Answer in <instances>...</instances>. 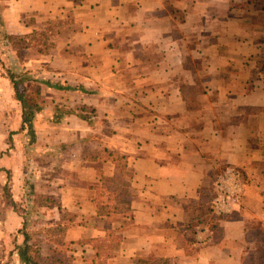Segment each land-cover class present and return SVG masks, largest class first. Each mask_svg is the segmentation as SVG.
Instances as JSON below:
<instances>
[{"label": "crops", "instance_id": "obj_1", "mask_svg": "<svg viewBox=\"0 0 264 264\" xmlns=\"http://www.w3.org/2000/svg\"><path fill=\"white\" fill-rule=\"evenodd\" d=\"M0 4L5 32L28 38L25 50L36 53L22 67L44 102L32 123L37 141L66 146L55 153L60 172L50 186L38 181L32 188L56 199L73 215L70 222L57 207L27 201L18 149L22 108L1 73L0 168L13 176L11 199L28 207L26 231L42 257L53 244L40 230L61 223L73 264H88L95 255L88 241L108 231L121 239L109 264H264V237L250 233L255 225L264 230V0ZM45 31L42 54L33 41ZM6 112H13L7 123ZM98 143L102 149L86 153L84 145ZM105 150L127 162L130 195L124 213L100 217V196L113 203L102 179L117 175ZM229 169L241 175V193L214 210V182ZM2 185L0 264H23V210L6 212ZM209 207L219 236L205 222Z\"/></svg>", "mask_w": 264, "mask_h": 264}, {"label": "trees", "instance_id": "obj_2", "mask_svg": "<svg viewBox=\"0 0 264 264\" xmlns=\"http://www.w3.org/2000/svg\"><path fill=\"white\" fill-rule=\"evenodd\" d=\"M3 6L0 4V20L3 21L2 18V11ZM4 23V21H3ZM43 36V39L46 38V33L40 34ZM1 38L4 41L3 46H10L14 48H20L25 47L28 48L29 45H32L31 41H27L28 38H19V37H12L8 35L6 32L1 34ZM38 38V37H37ZM35 38V39H37ZM43 43H40V41H36V43L33 44L36 46L41 47L40 52L43 54L45 53V45ZM9 79L13 84L14 92H15V100H17L21 107H22V132H26L28 135L32 136L35 135V129L33 127V121L36 117V113H40L41 107L38 104V100L40 97V89L35 88V90L29 89L25 84L26 76H17L13 72H9ZM85 118V116H84ZM10 139L12 137V134H9ZM35 140V137H34ZM34 140L31 143H34ZM27 147V145H26ZM47 148V147H46ZM49 153L47 154V158L51 159L52 164L48 167V169H45L46 171L42 173V175L39 176L38 180L40 183H43V186L49 187L51 182L57 177L59 169H58V159L55 153H58L60 155L61 151L66 150V146H59L54 148H47ZM106 153H109L108 150H105ZM109 156L115 157V161L117 162V175L113 178H103L102 184L103 189L106 190V192L109 194L108 198L110 201H113V203L110 202V205H106L102 202L101 196L100 201L96 202L98 215L101 217L104 216H111L110 214H122L124 213V209L126 206H128V202L125 201V197H129L130 193L128 192V188L130 186V182L128 181V177H130V173L127 170L128 165L127 162L124 161V157L121 154L115 153H109ZM98 157V156H96ZM0 171H4L7 175V179L9 181V171L5 169H1ZM37 180V181H38ZM32 187H35V184H29L28 187L25 188L27 191V201L30 200V197L32 196L33 202L36 201V199H40L39 202L46 208H52L57 207L60 210V213L62 217L66 221H72L73 215L69 213H65L61 211V208L53 197H39L38 195H34V189ZM2 195L4 196L5 201V210L6 212L12 210L14 212L21 213L23 210V216H24V225L22 229V235L24 236V243L17 247L18 253L20 258L23 261V264H73V256L71 255V243L66 241L65 238V228L66 225H62L59 223L57 227H48L45 229L40 230L41 234H45L49 240L50 243L53 244V249L51 250V254L49 257H42L40 255L39 249L36 247V245L31 244V237L27 233V229L29 227L28 223V207L23 208V205H18L14 202V200L11 199L9 187L7 183L3 184L2 187ZM205 196L207 198H205ZM204 200H210L209 193L204 194ZM38 203V201H37ZM37 208V207H35ZM127 213V212H126ZM207 213V221L212 227V229L216 232V236L220 235V229L218 227V217L211 215V209L210 207L206 211ZM0 215H2L0 213ZM45 216V215H42ZM203 222V221H202ZM264 237V234H263ZM89 244L92 246L95 255L93 258L89 260L88 264H109L110 261L114 258L116 252L120 248L121 245V239L115 234L114 231H108L107 235L103 238H96L88 241ZM264 243V240H263ZM258 253L261 257L264 258V244L258 247Z\"/></svg>", "mask_w": 264, "mask_h": 264}, {"label": "rangeland", "instance_id": "obj_3", "mask_svg": "<svg viewBox=\"0 0 264 264\" xmlns=\"http://www.w3.org/2000/svg\"><path fill=\"white\" fill-rule=\"evenodd\" d=\"M4 2V0H2V3ZM6 31V26L5 23H3L2 20H0V74L3 73L7 78H9V72H13L15 75L19 76H26V80H25V84L28 85L29 81H30V76L29 73L25 71V69H23L22 65L23 63L30 59L33 58L34 55L32 54H36L35 52H27L25 49V47H20V48H14L15 50H13V47L10 46H3L4 41L1 38V34L4 33ZM43 33H46L43 32ZM47 36V35H46ZM38 37V38H37ZM37 39H34V43H36V41H40V43H43V41H45V45H48V38L43 39V36L39 35L37 36ZM25 44L27 42H24ZM49 46V45H48ZM48 46H45L44 49L46 51V49L48 48ZM39 49H41V47H39ZM28 76V77H27ZM2 84V83H1ZM28 85L31 86L29 89H31L33 87L32 90H35V88H38L39 86L32 84ZM3 86V85H2ZM4 87V86H3ZM3 89V88H2ZM8 91V90H6ZM14 96H15V92H14ZM1 104L4 106V108L6 110H11L14 111L15 110V114H16V108L14 106V104H9L7 103V101H3L1 102ZM38 104L40 105L41 108L42 104H44V102L41 101V98L39 97L38 100ZM20 107L21 105L18 104ZM22 108V107H21ZM9 113V116L11 114V118L13 116V112H6L5 113V118L4 120L7 121L11 118H7V114ZM41 113V111H40ZM39 113H36V115ZM4 127H0V130H3ZM41 134V131H40ZM19 137H18V141H20V146L18 145V149L23 153V155L19 158L20 159V168H21V172L22 174L20 175V178L24 187H28L29 184H35L37 183L39 180V172L40 170H44V169H48V167L52 164L51 159H48L46 156L49 153L48 149L46 148L47 146L42 145L40 142L37 141L38 136H37V132L35 131V135L30 136L28 135L26 132H19ZM35 137V140H34ZM34 140V143H31ZM31 141V142H30ZM27 145V147H26ZM84 149H86V153L89 150H96V149H100L102 146V144L98 143L96 145H92L89 146L88 144L84 145ZM102 149V148H101ZM103 153V152H102ZM6 167L8 166V163H6L5 165ZM12 168V166H9ZM4 173H0V184L2 185L4 182L8 184V187H11L12 184H10L11 179H12V175H9V181L7 179V175ZM38 180V181H37ZM215 184V182H214ZM14 185L18 186V183H15ZM3 186V185H2ZM104 200V199H103ZM36 201H38V198L36 199ZM258 226L255 225L254 228L252 229V231H250V233L254 236H259L260 238L263 237V234L261 232H264V230L258 229ZM262 234V235H261Z\"/></svg>", "mask_w": 264, "mask_h": 264}, {"label": "built area", "instance_id": "obj_4", "mask_svg": "<svg viewBox=\"0 0 264 264\" xmlns=\"http://www.w3.org/2000/svg\"><path fill=\"white\" fill-rule=\"evenodd\" d=\"M215 197L212 201L214 210H219L238 199L241 193V175L234 169H229L214 184Z\"/></svg>", "mask_w": 264, "mask_h": 264}]
</instances>
